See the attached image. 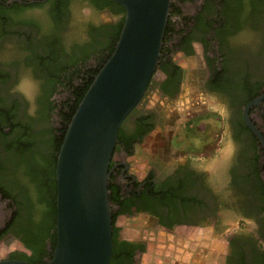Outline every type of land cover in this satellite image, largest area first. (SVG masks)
Here are the masks:
<instances>
[{
  "label": "flooded vegetation",
  "instance_id": "1",
  "mask_svg": "<svg viewBox=\"0 0 264 264\" xmlns=\"http://www.w3.org/2000/svg\"><path fill=\"white\" fill-rule=\"evenodd\" d=\"M14 2L20 6L15 13L17 9L11 8ZM0 3L10 8L6 12L9 16H0V240L14 241L0 260L26 261L16 255L32 254L20 239L25 236L27 211L18 201L34 197L23 171L25 165L36 162L31 158L15 167V163H10V154L14 153L5 146L21 134L24 140L31 138L37 144L40 139L52 137L50 130L53 135L58 134L67 110L66 101L70 99L67 102L72 104L75 100L74 87L93 75L108 50L104 46L100 52L88 53L82 63L65 69L62 78L50 86L38 63L46 55L45 45L52 44L56 53L65 50L79 55L80 46L91 41L88 27L113 25L120 15H114L108 7L97 10L90 0H0ZM170 4L159 61L139 102L118 128L109 162L108 180L120 195V201L111 205L112 213L118 212L113 226L118 228L120 216L132 219L137 216L147 223V230L173 235L175 231L186 232L209 223L219 226L222 214L229 212L250 227L241 226L228 237L225 263L237 264L242 259L246 264H256L264 252V149L245 123L243 107L264 92V56L254 53L258 45L257 29L249 26V8L244 0L239 2L240 12L232 15L226 10L232 6V0H171ZM54 9L60 11L56 29L48 24L50 11ZM102 15L106 18H101ZM234 22H239L238 29L229 35V26L225 25H235ZM197 50L202 55L204 74L194 84L217 104L222 136L230 138V142L222 144L230 149L229 165L225 166L226 150L212 169L199 165V157L188 155L165 166L155 153L149 166L136 177L126 158L133 155L135 147L144 148L153 130L162 129L166 104H172L180 90L184 73L174 57L187 58ZM56 53L54 60L58 62L61 58ZM69 72L72 74L67 79L65 74L69 76ZM57 95L62 98L56 99ZM246 116L264 138V98L249 105ZM1 192L9 196L3 197ZM115 239L124 256L116 258L113 264H137L142 253L140 246L144 245L142 239L138 236L126 239L120 228L115 231ZM45 247L47 255L38 261L32 258L34 262L48 260L51 250L48 241Z\"/></svg>",
  "mask_w": 264,
  "mask_h": 264
},
{
  "label": "water",
  "instance_id": "2",
  "mask_svg": "<svg viewBox=\"0 0 264 264\" xmlns=\"http://www.w3.org/2000/svg\"><path fill=\"white\" fill-rule=\"evenodd\" d=\"M20 2V0H16ZM123 8V22L106 58L66 125L56 153L55 244L43 264H108L111 205L107 182L117 130L137 105L160 55L171 0H112ZM243 119L264 149V138ZM0 264H30L0 260Z\"/></svg>",
  "mask_w": 264,
  "mask_h": 264
},
{
  "label": "rangeland",
  "instance_id": "3",
  "mask_svg": "<svg viewBox=\"0 0 264 264\" xmlns=\"http://www.w3.org/2000/svg\"><path fill=\"white\" fill-rule=\"evenodd\" d=\"M186 11L190 9L187 7ZM101 18L106 16L102 15ZM263 36L264 30L257 29L258 45L264 43ZM252 40L255 41V35ZM174 59L184 74L178 95L172 104H166L167 117L162 121V129L157 127L156 131L153 130L145 140L144 148L135 147L133 155L126 158L136 177L149 166L156 157L155 153L161 156L158 159L165 166H171L188 155L199 157V165L212 169L223 150H226L225 166L230 162V149L222 146L230 142V138L225 136L224 139L222 136L217 104L194 84L204 74L201 52L197 50L196 54L187 58L176 55ZM61 98V95L56 96L58 100ZM10 163L13 164V161ZM218 225L209 223L208 226H195L186 232L178 230L173 235H164L162 231L153 233L147 230V223L141 217L132 219L120 216L117 219L123 237L134 239L138 236L144 242V250L138 255L137 264H226L224 257L228 251V237L237 228H248L250 225L229 212L222 214ZM13 243L11 240H0V257Z\"/></svg>",
  "mask_w": 264,
  "mask_h": 264
},
{
  "label": "trees",
  "instance_id": "4",
  "mask_svg": "<svg viewBox=\"0 0 264 264\" xmlns=\"http://www.w3.org/2000/svg\"><path fill=\"white\" fill-rule=\"evenodd\" d=\"M247 1V5L249 8L248 11V22H250L249 26L253 29H264V0H244ZM93 7L97 10L101 9L102 7H108L111 10V13L114 15H120L118 21L113 25H97L88 27V33L91 37V41L88 43H83L80 46V54L75 55L70 54L71 52H63L58 51L57 53L54 50V46L52 44L45 45L44 53L46 54L41 60H39V66L46 72L48 82L50 86L55 82V80H59L62 78L61 74L70 66L75 65L76 63H82L85 57L90 52H100L104 49V46H108L107 53L105 58L102 60L100 64L94 69L93 75L98 71L100 66L106 60V58L110 55L111 51L113 50L114 43L118 37V33L120 31L122 22H123V8L119 6L117 3L113 2L112 0H90ZM232 6L226 8L227 12L231 15L238 11L240 12L239 2L241 0H232ZM171 5V4H169ZM170 7V6H169ZM11 8H16L17 10L13 11L15 13L18 12L20 9L19 4L13 3L11 4ZM10 8L0 3V16L4 18V16H9L6 12ZM178 10V8H176ZM49 25L52 28L56 29L58 25V21L60 19V11L53 10L50 11L49 14ZM167 21V20H166ZM227 22V21H226ZM235 25L228 24L225 26L228 27V34L236 33L238 29L239 22H234ZM165 25H167L165 23ZM165 27V26H164ZM165 29V28H164ZM227 30V29H226ZM257 31V30H256ZM164 33V31H163ZM99 38H102L100 41ZM163 38V36H162ZM264 40V39H263ZM108 43V44H107ZM78 46V45H77ZM87 49H90L89 52H86ZM264 43L257 45L256 51L254 53L256 55H263L264 56ZM55 53L58 56L60 54V60L57 62L54 60ZM159 60L157 59V62ZM224 61V59H223ZM226 62V61H224ZM65 72V71H64ZM72 72H69V76L65 74V77L68 79L71 76ZM92 76H90L85 82L82 81L80 84L74 87L76 92L74 93L75 100L72 104H69L66 101V112H64L63 116V126L61 129H58L59 133L54 134L52 130H50L52 137L50 139H40L38 144L33 141L31 138L23 139L24 135H17L15 140L8 142L5 146V149L9 152H13L14 154H10L11 161L15 163V167L20 165L22 162H28L31 158L35 159L34 164H27L24 167L23 176L26 179L25 183L30 185L31 192H33L34 197L32 199H19V205L22 204L27 213L26 221L27 225L24 229L25 236L20 238L24 247L31 251V256L26 255L24 252L16 253L17 256L23 257L31 264H43L36 263L39 258L42 256L47 255V249L45 247L46 241L49 243L50 255L48 259L51 257V251L55 244V233H54V225H55V180H54V167H55V158L56 153L59 148L60 142L62 140V136L64 134L66 125L72 115L77 103L81 99L83 93L85 92L86 88L90 84L92 80ZM78 75H76L77 78ZM74 80V79H73ZM71 80V81H73ZM76 80V79H75ZM83 80V77H82ZM73 87V84H72ZM118 131V130H117ZM10 132V131H9ZM118 138V134H116V139ZM127 147L129 145L127 144ZM13 156H15L13 158ZM113 184L107 182V189H108V200L110 205L117 204L120 199V195L117 193V187L113 191L114 188ZM261 189V187L259 186ZM3 197H8V193L1 192ZM17 205V204H16ZM234 206V205H233ZM232 206V207H233ZM235 209V208H234ZM240 210V209H239ZM118 212L112 213L111 210V252L109 257L108 264H113L116 258L123 257L124 253L122 248H119L118 242L115 239V231L118 229L117 227L113 226L114 217L117 215ZM37 218V223L34 224V220ZM33 221V222H32ZM123 243H132L128 241H123ZM140 250H144V245L140 246ZM130 252V251H129ZM15 253V252H14ZM131 253H129L130 255ZM32 258H36L37 261L34 262ZM228 263V259H227ZM237 264H246L245 262L240 259ZM256 264H264V252H262L258 257V262Z\"/></svg>",
  "mask_w": 264,
  "mask_h": 264
}]
</instances>
